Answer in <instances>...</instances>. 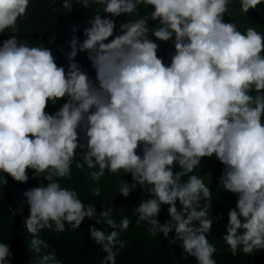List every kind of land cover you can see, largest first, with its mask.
Returning <instances> with one entry per match:
<instances>
[{
  "label": "clouds",
  "instance_id": "obj_1",
  "mask_svg": "<svg viewBox=\"0 0 264 264\" xmlns=\"http://www.w3.org/2000/svg\"><path fill=\"white\" fill-rule=\"evenodd\" d=\"M92 2L97 10L89 0H63L67 11L88 9L76 17L79 33L65 38L67 62L15 35L0 42V183H7L5 174L25 183L29 170L47 181L23 193L33 250L47 247L41 230L77 229L97 215L111 229L87 230L105 253L100 264H115L114 249L124 248L119 237L128 217L117 223L111 208L97 214L75 189L61 186L77 155L76 167L87 165L93 180L106 171L130 174L133 183L118 189L125 197L135 185L146 188L150 198L135 208L136 223L179 242L196 264H216V248L206 238L212 192L189 174L202 158L214 156L223 165L218 184L237 195L223 241L233 256L264 250V34L224 22L230 0ZM28 4L0 0V33L15 31ZM238 4L246 14L264 0ZM140 6L153 10L139 12ZM120 16L133 19L119 24ZM158 41L172 43L167 64ZM85 57L91 76L80 65ZM162 205L169 217L163 223L157 219ZM10 257L8 244L0 243V264ZM39 264L61 261L49 251Z\"/></svg>",
  "mask_w": 264,
  "mask_h": 264
},
{
  "label": "trees",
  "instance_id": "obj_2",
  "mask_svg": "<svg viewBox=\"0 0 264 264\" xmlns=\"http://www.w3.org/2000/svg\"><path fill=\"white\" fill-rule=\"evenodd\" d=\"M89 4L97 10L99 6L89 0ZM148 8L140 6L139 12H150ZM88 12L86 8L71 7L70 11L63 8V0H29L28 7L23 16L16 21L15 31L9 29L0 33V42L15 35L18 40H23L29 46L47 47L51 49L54 58L58 62H67V55L70 51L69 42L65 38L77 35L80 26L77 27V18ZM132 17L120 16L115 20L121 22ZM224 22H233L238 30L243 32L246 28L252 27L264 34V5L259 9H250L246 14L239 9L238 0H230L228 11L225 13ZM68 22V25H64ZM155 22V21H154ZM156 23V22H155ZM68 41V39H67ZM158 54L164 62H169L173 51L171 41H158ZM67 64V63H66ZM83 69L93 75L89 62L85 57L80 63ZM64 98L58 101L57 109L62 105ZM264 120V116H262ZM78 153L80 149L76 150ZM80 160L77 155L71 166V173L68 177L59 180L62 187L75 189L78 198L85 204L92 203L97 214L103 209H112V218L119 223L122 217H128L130 223L128 229L120 233L119 239L124 242V248L117 245L115 264H196L195 258L182 253L179 242L172 243L162 235H152L148 231V225L141 222L136 223L135 208L142 199H148L149 193L146 188L139 185L125 197L118 193L119 186L126 183H133L130 174H110L107 171L99 180H93L89 175L87 165L82 168L76 167V161ZM82 162V161H81ZM223 165L212 157L201 159L200 166H197L192 173L200 176L205 184H209L212 192L209 203L210 218L213 219L209 233L206 235L209 243L216 248L213 259L216 264H264V250L252 254L238 252L233 256L228 245L223 241L227 213L235 207L237 195L224 191L218 184L222 173ZM173 171H179L174 167ZM29 179L25 183L15 182L10 177L7 183H0V243L9 246L11 257L9 264H39L43 253L54 251L56 258L61 264H100L105 253L101 247L92 241L88 235L89 225H95L97 229L106 233L111 231L103 223V218L97 215L92 220L87 218L81 222L77 229H70L67 226L63 232L50 229H43L39 238L47 245L46 248L36 252L31 247V234L25 228V217L28 215V205L25 203L24 191L47 184L43 177H34L32 171L27 172ZM187 180V176L182 177ZM99 187V196L93 195V188ZM205 201H201L204 204ZM167 205H162L157 219L163 223L169 219ZM100 220V223H96ZM173 233H169L172 237Z\"/></svg>",
  "mask_w": 264,
  "mask_h": 264
}]
</instances>
